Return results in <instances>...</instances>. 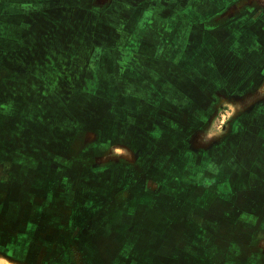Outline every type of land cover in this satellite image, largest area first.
<instances>
[{
  "label": "rangeland",
  "instance_id": "obj_1",
  "mask_svg": "<svg viewBox=\"0 0 264 264\" xmlns=\"http://www.w3.org/2000/svg\"><path fill=\"white\" fill-rule=\"evenodd\" d=\"M0 264H264V0H0Z\"/></svg>",
  "mask_w": 264,
  "mask_h": 264
},
{
  "label": "flooded vegetation",
  "instance_id": "obj_2",
  "mask_svg": "<svg viewBox=\"0 0 264 264\" xmlns=\"http://www.w3.org/2000/svg\"><path fill=\"white\" fill-rule=\"evenodd\" d=\"M245 15L244 14H233L232 16H229V20L231 19L232 20V25L233 26H238V28H243L244 30V20H245ZM231 25V26H232ZM230 25L228 27H231ZM250 48H251V45H250Z\"/></svg>",
  "mask_w": 264,
  "mask_h": 264
}]
</instances>
